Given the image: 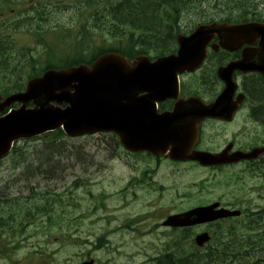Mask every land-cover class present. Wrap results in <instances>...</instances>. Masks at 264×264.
<instances>
[{"label": "rangeland", "instance_id": "rangeland-1", "mask_svg": "<svg viewBox=\"0 0 264 264\" xmlns=\"http://www.w3.org/2000/svg\"><path fill=\"white\" fill-rule=\"evenodd\" d=\"M37 1L41 5L33 8ZM104 1L96 0L97 7H101L100 3ZM109 1L115 4L122 0ZM186 1L187 6H180L177 16L178 27L182 31H189L191 27L212 18L219 20L225 16V11L221 8L225 0ZM81 2L82 0H0L2 32L12 36L20 48L18 54L20 50L29 49L28 54L35 57H40L48 51H45L44 43L37 44L38 39L55 52L71 53L76 41H81L76 36L82 34V26H85L89 33V39L83 43L86 57L94 55L93 50L99 48L125 51L128 46L125 35L130 32V27H124V30L116 33L92 26L91 23L95 20L90 19V23L89 18L86 19L90 8L85 2L80 4ZM238 2L240 1H237V5ZM41 6H44L45 10L43 20H32L35 23L40 22L36 24V27L40 25L43 31L37 35L39 38L34 36L35 25L30 27L27 22L23 28L11 35L9 29L15 22L34 17ZM27 28L35 29V32H28ZM146 53L151 57L158 55L150 50ZM110 142L116 144L105 134L68 138L58 137L54 133L43 139L18 142L12 154L0 162V218L10 221L6 226L0 227V249L3 250V244L15 246L14 244L18 243L20 246L11 252L14 253L12 260L17 259L20 264H78L89 255L96 257L98 264H108L109 261V264H149L150 259H154L171 246L172 234L167 233L159 227L160 225L155 227L156 217L164 213L167 215L179 207L175 204L176 195L173 189L177 192L186 190L187 188H182L192 185L195 177L185 173L178 175L175 181L180 185L171 189L170 183L173 181H164L156 175V190L160 185L165 192H137V196L141 195V200L136 199L129 207L124 208L123 198L115 190L126 181L128 175L120 166L124 162V153L119 146L111 151L110 146L113 147V144L110 145ZM58 145L62 147V154L51 156L50 163L55 164L51 174L44 176L43 170H37V162L46 156L42 151L48 146ZM42 164L46 165L44 162ZM45 168L48 167L44 166ZM159 171L164 172L166 168ZM165 173L169 175L170 171ZM120 178L123 181L121 183L118 182ZM98 181L100 184L96 185ZM98 194L105 196V210H96L89 200ZM157 199L161 200L158 202ZM96 203L100 206V197L96 198ZM35 207L41 208L44 214L39 213L36 216ZM91 211L95 212L91 214ZM30 212L35 214L34 225L24 229L23 236L11 238L13 236L8 232H12V225ZM135 214L145 215L143 221L135 226L137 231L122 228L124 221L133 219ZM77 218L81 225L71 227ZM39 225H46L47 228ZM108 226L107 231L114 229L115 233L110 238L111 245L108 249L94 252L89 244L93 241V235L102 234ZM242 228L243 226L239 230L241 236L250 235L246 228ZM59 235H64L69 240H62ZM253 241L256 239L253 238ZM184 245L186 246V243ZM262 246L264 247V244ZM40 254L44 257L41 258ZM260 254L264 257V250ZM38 257L43 259L41 263ZM0 264L12 263L0 255Z\"/></svg>", "mask_w": 264, "mask_h": 264}, {"label": "flooded vegetation", "instance_id": "flooded-vegetation-1", "mask_svg": "<svg viewBox=\"0 0 264 264\" xmlns=\"http://www.w3.org/2000/svg\"><path fill=\"white\" fill-rule=\"evenodd\" d=\"M238 1V16L221 21L238 25V31L207 42L203 62L179 77V96L158 104V113H163L172 111L181 100L193 99L191 111L195 113L189 119L197 125V135L188 156L207 155L215 163L202 166L194 160L178 162L147 152H123L129 188H154V177L166 163L172 173L204 178L194 186L187 211L217 204V208L241 212L239 217L176 229L191 233V241L201 233L214 235L213 240L224 234L238 239L239 222L252 223L248 228L253 232L264 222V0ZM226 82L234 88L225 90ZM224 92L221 105L203 116L197 113ZM182 196L190 198L189 194Z\"/></svg>", "mask_w": 264, "mask_h": 264}, {"label": "water", "instance_id": "water-1", "mask_svg": "<svg viewBox=\"0 0 264 264\" xmlns=\"http://www.w3.org/2000/svg\"><path fill=\"white\" fill-rule=\"evenodd\" d=\"M236 28L217 23L199 26L189 36L177 37L176 55L154 62L144 56L130 62L121 55L106 54L90 66L46 71L29 81L23 93L11 95L3 102L0 97V113L14 103L20 104L18 109L0 117V160L16 141L59 129L68 137L113 132L125 149L154 155L164 153L168 145H172L169 154L172 159L185 157L187 146L176 142L175 134L169 137L165 133L182 127L186 119L183 117L195 113L191 111L195 104L186 101L171 114L158 116L156 102L173 97V92L178 91L177 75L202 62L204 43L213 35H230ZM226 94L213 104V108L223 103ZM30 103L32 107L27 108ZM213 108L197 113L203 116ZM184 128L181 131H190L192 121L187 126L189 130ZM199 161L204 164L209 160L202 157ZM209 210L197 209L183 217L171 216L164 225L188 226L205 222L211 220L207 217ZM192 216L195 217L193 221L190 220ZM207 240L206 234L196 238L200 246Z\"/></svg>", "mask_w": 264, "mask_h": 264}, {"label": "trees", "instance_id": "trees-1", "mask_svg": "<svg viewBox=\"0 0 264 264\" xmlns=\"http://www.w3.org/2000/svg\"><path fill=\"white\" fill-rule=\"evenodd\" d=\"M238 0H225V3L221 5L224 15H235L238 11ZM85 2L88 4V0H82L80 4ZM183 3V5H182ZM187 1L183 0H122L118 3H110L109 0L101 2V7H96V14L93 11L88 13L86 19L95 20L91 23L92 26H97L102 29L114 31L116 33L124 29V27H130V32L125 35L127 49L125 51L110 49H94L95 55L105 52L113 51L118 52L132 59L136 55L141 54L143 51H152L155 53H163L171 50L172 42L174 40L173 33L178 29L176 27L177 16L180 6H187ZM185 6V7H186ZM228 11V14H226ZM45 10L43 7L37 9L34 17H27L23 20L15 22L9 32L13 35L15 32L23 28L24 23L27 22L28 26L33 27L35 25L36 34L43 32L41 26L36 27L35 18L42 19ZM96 15V17H94ZM31 21H27L28 19ZM31 22V24L29 23ZM34 22V23H32ZM42 22V21H41ZM177 28V29H176ZM35 29L27 28V31ZM40 30V31H39ZM82 34H77L78 40L71 53H58L55 52L49 45L37 40V44H45V53L40 57L29 55V49L20 50L17 47L12 36L4 35L2 32V25L0 26V93L2 95H9L10 93L20 92L23 90V85L26 80L41 75L45 70H60L62 68L72 67L79 64L89 65L95 58V55H89L86 57L84 54L83 43L89 39V33L86 31L85 26L81 28ZM21 32V31H20ZM19 33V32H18ZM39 38V37H38ZM56 136L62 137L61 131L55 133ZM113 147L110 146L111 151L116 147L115 143ZM113 148V149H112ZM42 153L46 156L37 162V170L42 175L46 176L51 174L53 163L52 157L62 154V147L48 146V148ZM24 155V154H23ZM23 162V161H22ZM45 163L46 165L42 164ZM44 166L48 168L44 169ZM1 181V178H0ZM16 201V200H12ZM36 213L44 212L41 208L35 207ZM1 217V216H0ZM10 221L0 218V227H4ZM12 232L22 226L21 223L16 222L12 225ZM103 239H99L97 242V248H100ZM101 242V243H100ZM222 250L215 247L211 250V253H174L167 251L162 253L155 259L156 264H264V257L260 253H251V249L254 245L252 241H232L223 243Z\"/></svg>", "mask_w": 264, "mask_h": 264}, {"label": "bare ground", "instance_id": "bare-ground-1", "mask_svg": "<svg viewBox=\"0 0 264 264\" xmlns=\"http://www.w3.org/2000/svg\"><path fill=\"white\" fill-rule=\"evenodd\" d=\"M238 14V13H237Z\"/></svg>", "mask_w": 264, "mask_h": 264}]
</instances>
